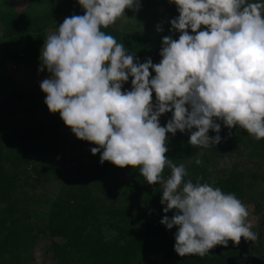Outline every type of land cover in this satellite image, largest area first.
Instances as JSON below:
<instances>
[{
  "label": "clouds",
  "instance_id": "9594fccd",
  "mask_svg": "<svg viewBox=\"0 0 264 264\" xmlns=\"http://www.w3.org/2000/svg\"><path fill=\"white\" fill-rule=\"evenodd\" d=\"M170 2L178 11L171 30L180 35L163 37L162 59L154 65L150 58L134 62L135 54L101 30L126 17V9L139 11V0H78L84 14L66 17L43 44L38 71L50 76L40 89L49 113H59L78 140L96 145L91 153L100 152L101 163L139 168L148 185L163 184L160 223L177 228L175 253L203 257L217 245L255 241L258 234L234 194L200 178L184 181V165L166 156L167 134L196 129L188 143L208 148L221 142L216 121H222L264 139V2ZM130 77L131 90L122 91ZM168 112L172 118L161 126L159 117Z\"/></svg>",
  "mask_w": 264,
  "mask_h": 264
},
{
  "label": "trees",
  "instance_id": "16d2710c",
  "mask_svg": "<svg viewBox=\"0 0 264 264\" xmlns=\"http://www.w3.org/2000/svg\"><path fill=\"white\" fill-rule=\"evenodd\" d=\"M165 1L169 4L163 12L178 15L176 5ZM259 1L264 2L249 0ZM28 2V6L43 11L27 16L13 10L11 0H0V59L20 61L25 67L39 58L47 29H58L66 17L84 14L78 0ZM147 2L150 7L157 4L155 0ZM142 10H146L145 5ZM166 28L147 33L111 26L101 30L123 43L129 54H135L134 62L147 56L155 65L162 59L159 53L163 37L178 39L180 35L171 26ZM130 90L131 84L123 89ZM45 99L42 93L23 91L0 72V264H28L27 252L38 239L48 240L47 252L53 264H223L220 254L178 256L174 251L175 233L160 223L166 206L161 204L160 183L148 185L139 168L121 169L109 162L101 163L100 155L89 151L90 143L78 140L59 113H49ZM171 118V112L162 114L160 125L165 126ZM216 122L221 124L219 144L194 146L188 141L196 129L177 131L174 136L167 134L166 156L177 166L184 165L185 182L196 183L200 178V183L219 187L241 201L243 173L237 166L231 165L218 176L208 170L203 159L213 160L226 153L263 158L264 139L256 140L239 126L229 130L222 121ZM208 135L217 133L209 130ZM66 150L76 162L74 171L66 176L67 192L44 198V212L38 215L41 219L30 220L33 205L26 192L50 178H63L58 168ZM170 172L167 167L163 177L170 176ZM145 206L154 212L132 211ZM157 228L161 233L155 232ZM105 229L111 236L103 234Z\"/></svg>",
  "mask_w": 264,
  "mask_h": 264
},
{
  "label": "rangeland",
  "instance_id": "374dc122",
  "mask_svg": "<svg viewBox=\"0 0 264 264\" xmlns=\"http://www.w3.org/2000/svg\"><path fill=\"white\" fill-rule=\"evenodd\" d=\"M29 0H11L13 10L17 12L24 13L27 16H30L33 13H39L43 11V8L32 6L31 4L28 6ZM157 3L156 6L150 7L147 0H139L140 9L137 12H134L130 9L125 10V16L117 19V21L110 25L112 28L116 30L130 31L134 33H147L150 30H156L157 25L161 27L162 30H166V27H170V21L174 18H178V15L170 16L169 14H165L163 10L168 6V2L165 0H155ZM260 2V1H259ZM4 6H7V3H3ZM146 6V10H142V7ZM151 9H155V12L152 13ZM58 31V29H47L44 34V42H46L47 37L51 34H54ZM0 34H1V25H0ZM43 42V44H44ZM43 47V45H42ZM42 47L40 50V55L42 52ZM39 58L28 65L27 67L23 66V64L19 61H3L0 59V72L9 76L13 79L15 83H17L23 91H30L35 94L42 93L46 98L45 94L40 89V84L44 79L49 78L50 73H48L47 69L44 71H38L41 67V61ZM149 59L147 56H144L142 59L138 60L140 63L145 62ZM155 73H151L150 79L154 77ZM131 84V77L129 80L122 84V91L126 86ZM152 103L155 105L156 98L155 93L152 94ZM39 110L42 113L41 99L39 100ZM39 116L41 114L39 113ZM66 145V144H64ZM97 147L94 144L90 143L89 151L91 149ZM167 147V144H166ZM168 148V147H167ZM103 150L101 149V152ZM97 154L101 155L100 152ZM203 164L207 166L208 170L216 175H220L222 171L230 168L231 165H236L238 170L243 173V196L241 202L247 207L249 216L247 218V222L251 223V230L255 232L256 224L262 214H264V157L263 158H253L247 155L241 154L236 155L234 153H226L223 156H220L216 159H203ZM76 162L71 158V154L69 151L64 152V160L62 164L59 166V171L63 178H50L48 182L43 184L42 186H38L33 191L26 192L28 195V202L32 203V208L29 210L30 220H36L39 222L41 219L38 217L39 213L44 212V206L42 204L44 198H54L58 194H65L66 191V176L72 173L75 169ZM167 171V166H165L162 176ZM159 190L162 193L163 184H159ZM21 204L23 203L20 201ZM34 211L35 215L31 212ZM132 211L135 213L144 214L146 212L153 213V209L149 206H145L140 208H132ZM173 211L168 212V216L171 217L173 215ZM156 233H161V231L157 228ZM103 234L105 236H111L110 233L105 229L103 230ZM158 237V235L156 236ZM258 245L264 246V241L258 243ZM255 246V245H253ZM48 248V240L47 239H38L31 246L30 251H28V255L30 256V261L28 264H53L50 259V253L47 252ZM256 247H254L255 249Z\"/></svg>",
  "mask_w": 264,
  "mask_h": 264
},
{
  "label": "flooded vegetation",
  "instance_id": "af4514ba",
  "mask_svg": "<svg viewBox=\"0 0 264 264\" xmlns=\"http://www.w3.org/2000/svg\"><path fill=\"white\" fill-rule=\"evenodd\" d=\"M254 230L258 234L257 240L249 241L246 249L247 250L246 256H243L242 258L236 260V262L238 263L240 262L242 264H251L252 262V264H254L252 258H256L260 260L262 264H264V246L258 245V243L264 241V214L260 216L256 224V228ZM254 247L256 248L254 249ZM217 254H220L222 258V263L224 264L225 259L236 257L238 254V250H226L219 252Z\"/></svg>",
  "mask_w": 264,
  "mask_h": 264
},
{
  "label": "water",
  "instance_id": "95a60500",
  "mask_svg": "<svg viewBox=\"0 0 264 264\" xmlns=\"http://www.w3.org/2000/svg\"><path fill=\"white\" fill-rule=\"evenodd\" d=\"M171 231H173L174 233H176L177 228L173 227L172 229H169ZM249 241L248 240H244L243 238L241 239L239 244H233V242L229 241L227 246H220L217 245L216 247L212 248L209 250L208 254H217L219 252L222 251H226V250H238V254L236 257L233 258H227L224 260V264H242V263H238L236 262V260L242 258L243 256H246L247 253V245H248ZM254 264H262L260 260L256 259V258H252ZM252 264V262H251Z\"/></svg>",
  "mask_w": 264,
  "mask_h": 264
}]
</instances>
